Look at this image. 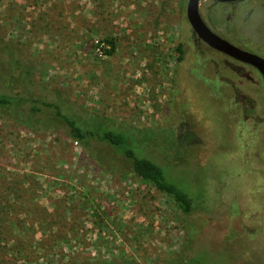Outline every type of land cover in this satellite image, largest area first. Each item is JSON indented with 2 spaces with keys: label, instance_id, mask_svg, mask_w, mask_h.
I'll return each instance as SVG.
<instances>
[{
  "label": "rangeland",
  "instance_id": "obj_1",
  "mask_svg": "<svg viewBox=\"0 0 264 264\" xmlns=\"http://www.w3.org/2000/svg\"><path fill=\"white\" fill-rule=\"evenodd\" d=\"M185 3L0 0V72L19 97L0 111V264H264V81L199 40ZM199 11L264 57V0ZM235 85L258 119L243 118ZM39 96L84 126L130 132L138 155L201 195L196 208L181 213L112 147L69 138Z\"/></svg>",
  "mask_w": 264,
  "mask_h": 264
},
{
  "label": "trees",
  "instance_id": "obj_2",
  "mask_svg": "<svg viewBox=\"0 0 264 264\" xmlns=\"http://www.w3.org/2000/svg\"><path fill=\"white\" fill-rule=\"evenodd\" d=\"M178 1L180 3H184L185 0ZM108 42L111 45L113 44V41L111 40H109ZM8 49L4 48L1 49L3 51H0V63L5 68L10 66V63L9 65H7L6 63L9 60L8 57H4L5 54H8ZM176 50L179 51V55L176 56V60L179 61L182 59V45L178 44L176 46ZM14 60H17V58L15 57ZM232 67L239 74L248 73L241 64L232 65ZM12 68H14V66H12ZM9 80L10 79H8V77L3 76L0 72V111L11 109L15 106V104H17V101L19 99L18 96L15 97V95L10 92ZM233 96L235 101L240 105L241 113L244 119L259 118L255 109L256 100L251 95L235 85L233 87ZM39 104V111L42 110L41 106H43V109L54 111L53 114L55 118L58 119V121L60 120L61 123H63V125L68 128L66 131V135H68V137L73 139L74 141L82 143L83 146H86L88 142H90L91 144V141H94L97 143H101L102 145H104V147H112L113 149L118 151L119 154L124 158V160L129 161L132 172L137 177H139L143 181H146L148 184H151L157 190L170 196L181 213L189 214L196 208V203L201 195L197 194L191 196L176 183L169 181L164 174L161 164H159L151 157V153L148 148L144 147L142 149V152L140 153L141 155H138L135 149L131 146L132 142L135 140V136H132L130 132L114 128H91L89 125L84 126L70 115L64 113L60 108L59 103H56L55 100L47 96H45V98L39 96ZM30 109L32 111H37L38 107L32 105ZM94 264L136 263H134L133 261L118 260L109 262L102 261Z\"/></svg>",
  "mask_w": 264,
  "mask_h": 264
},
{
  "label": "water",
  "instance_id": "obj_3",
  "mask_svg": "<svg viewBox=\"0 0 264 264\" xmlns=\"http://www.w3.org/2000/svg\"><path fill=\"white\" fill-rule=\"evenodd\" d=\"M199 1L200 0H186L185 3L186 19L196 37L205 43L209 48L243 64L254 67L264 79V57L230 42L225 37L213 31L207 25L199 11ZM216 1L234 2L238 0Z\"/></svg>",
  "mask_w": 264,
  "mask_h": 264
},
{
  "label": "flooded vegetation",
  "instance_id": "obj_4",
  "mask_svg": "<svg viewBox=\"0 0 264 264\" xmlns=\"http://www.w3.org/2000/svg\"><path fill=\"white\" fill-rule=\"evenodd\" d=\"M205 44V43H204ZM211 49V48H210ZM213 50V49H212ZM215 51V50H214ZM224 55V54H223ZM226 56V55H225ZM228 57V56H227ZM230 58V57H229ZM232 59V58H231ZM234 60V59H233ZM234 61H236V62H238V63H240L244 68L246 67V66H248V67H250V69H252V70H255V71H257L254 67H252V66H250V65H246V64H243V63H241V62H239V61H237V60H234ZM258 72V71H257ZM259 73V72H258ZM260 74V73H259ZM261 76V75H260ZM262 77V76H261ZM262 79H263V77H262ZM263 81H264V79H263Z\"/></svg>",
  "mask_w": 264,
  "mask_h": 264
}]
</instances>
